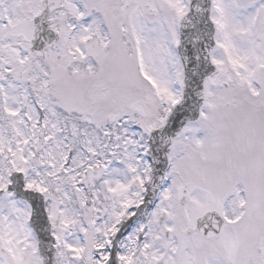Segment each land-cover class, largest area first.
Listing matches in <instances>:
<instances>
[{"label": "snow or ice", "instance_id": "snow-or-ice-1", "mask_svg": "<svg viewBox=\"0 0 264 264\" xmlns=\"http://www.w3.org/2000/svg\"><path fill=\"white\" fill-rule=\"evenodd\" d=\"M0 264H264V0H0Z\"/></svg>", "mask_w": 264, "mask_h": 264}]
</instances>
